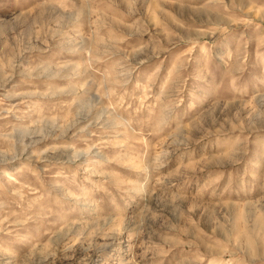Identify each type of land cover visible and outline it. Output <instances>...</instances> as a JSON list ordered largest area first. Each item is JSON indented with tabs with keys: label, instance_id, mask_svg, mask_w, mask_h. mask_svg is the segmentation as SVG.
Wrapping results in <instances>:
<instances>
[{
	"label": "rangeland",
	"instance_id": "1",
	"mask_svg": "<svg viewBox=\"0 0 264 264\" xmlns=\"http://www.w3.org/2000/svg\"><path fill=\"white\" fill-rule=\"evenodd\" d=\"M0 264H264V0H0Z\"/></svg>",
	"mask_w": 264,
	"mask_h": 264
}]
</instances>
